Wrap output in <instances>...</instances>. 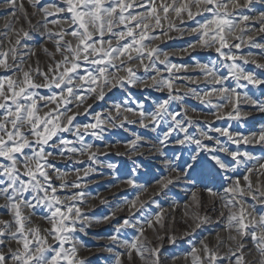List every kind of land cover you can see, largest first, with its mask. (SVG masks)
I'll use <instances>...</instances> for the list:
<instances>
[{
    "label": "snow or ice",
    "instance_id": "6c2138e0",
    "mask_svg": "<svg viewBox=\"0 0 264 264\" xmlns=\"http://www.w3.org/2000/svg\"><path fill=\"white\" fill-rule=\"evenodd\" d=\"M26 3H0V264H91L96 225L104 264H162L183 240L173 264H264V0ZM104 175L126 186L115 206L90 191ZM180 184L178 235L161 199Z\"/></svg>",
    "mask_w": 264,
    "mask_h": 264
},
{
    "label": "rangeland",
    "instance_id": "374dc122",
    "mask_svg": "<svg viewBox=\"0 0 264 264\" xmlns=\"http://www.w3.org/2000/svg\"><path fill=\"white\" fill-rule=\"evenodd\" d=\"M0 3H3V0H0ZM25 4L27 6L26 0H25ZM3 24V20H0V25ZM157 43H160L159 41ZM167 45H169L170 47H167L165 45V50H172V49H176V48H180L183 47V42L182 41H168ZM49 47H51V45H49ZM253 51H256L253 49ZM201 56H204L205 58H207V53H201ZM38 58L41 62V66H43L46 62H47V57L46 55L42 52V51H38ZM215 58L214 54L213 57ZM174 62L180 63V62H186V63H191L190 60L187 59V57L184 58L183 61L180 60L179 56L173 57ZM249 67H251L249 65ZM131 91L139 96L140 93L137 89L133 88L131 89ZM148 93L145 92L144 95H147ZM259 94V93H257ZM153 98H155L156 96H158V93H153ZM113 99L116 100H123L124 96L117 90L114 91V93H112L110 95L109 98H107L105 101H100V102H96L94 103V111H100L101 108H107L110 106V104L113 102ZM89 103H93V101L89 100ZM190 103L192 105H196V101H190ZM82 110V109H81ZM192 113H190L191 115ZM209 119H211V117H208ZM86 117L81 116L78 117V121L79 122H87ZM222 121H218L216 123V126H223ZM132 128H135V126H129ZM126 135V134H125ZM118 149L120 151H123V146H118ZM117 149H112L111 151H116ZM256 155H261V153L257 152ZM101 159H103V157H101ZM115 159H121V158H115ZM157 163H159V161H157ZM261 163H264V161H261ZM109 179V177L107 175L104 176H99V177H93V180H99L101 181L100 186H97L95 183H93L90 187V191L92 193V196L94 197L96 195V192L98 191L99 194L102 197H108L111 206H115V204L119 201V199L126 195L127 193L121 192V189L126 187L125 185H120L119 187H113L111 189H108L104 186V182L107 181ZM253 179H255L253 177ZM262 179H264V177H262ZM209 185L211 186L212 183H214L213 181L209 180L208 181ZM203 185L201 184H197V188H202ZM191 186L190 185H184V184H180L177 187H175L172 192L169 193V197L171 199H168L167 202H165V199L162 198L161 199V204L164 207L165 210H171L169 208V205L172 203V200H176L179 202V206L172 211V215L175 216L176 218V223L174 225H172L175 229H176V233L179 235L180 233H182L185 229V224L183 223V220L186 218L184 216V213H180L182 211H179V209H185L184 208V204L189 202V197L191 195L190 189ZM151 191V189H150ZM114 193H119V195L117 196H113ZM202 204H203V209H201V211L207 210L208 208L211 207L208 199H207V194L206 193H202ZM144 199L148 198V195L145 194L144 197H142ZM89 203L92 205H96L101 211H107V207L106 206H102L99 204V200L98 199H90ZM218 206V205H217ZM154 207V206H153ZM184 212V211H183ZM211 214V213H209ZM107 230H108V226L106 225H96L94 226L92 229L88 230V234L87 235H81V239L84 241L85 245H87V250L82 251V255L89 257V259L91 260V264H104V261L106 259V257L108 256V254L106 252H102V244L105 243V241H98L97 237H103L107 234ZM219 230V225H211V226H207L205 229L201 230L200 232L197 233V235L195 237H192L193 240L198 239L200 236H204L207 235L209 232H211L213 234H215V231ZM149 238L152 239L153 238V234L151 232L148 233ZM165 247L162 251V256H161V260H162V264H173V260L171 259V257L173 255L180 257L182 255L183 252L188 250V246H189V241L188 240H183V241H178L177 244L175 246L169 245L167 243V241L164 242ZM182 261V258H179L175 261V264H179Z\"/></svg>",
    "mask_w": 264,
    "mask_h": 264
},
{
    "label": "bare ground",
    "instance_id": "6f19581e",
    "mask_svg": "<svg viewBox=\"0 0 264 264\" xmlns=\"http://www.w3.org/2000/svg\"><path fill=\"white\" fill-rule=\"evenodd\" d=\"M124 150V149H123ZM254 178H256V177H254ZM261 179H262V177H261ZM179 211H182V212H180V213H184L185 212V209H179ZM184 211V212H183ZM212 238H214V237H212ZM179 264H185V261L182 259V261L179 263Z\"/></svg>",
    "mask_w": 264,
    "mask_h": 264
}]
</instances>
